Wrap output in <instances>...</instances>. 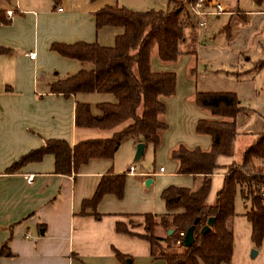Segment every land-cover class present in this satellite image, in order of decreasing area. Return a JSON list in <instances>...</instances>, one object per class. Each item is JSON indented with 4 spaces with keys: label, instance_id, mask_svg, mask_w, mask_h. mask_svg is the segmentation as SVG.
I'll use <instances>...</instances> for the list:
<instances>
[{
    "label": "crops",
    "instance_id": "1",
    "mask_svg": "<svg viewBox=\"0 0 264 264\" xmlns=\"http://www.w3.org/2000/svg\"><path fill=\"white\" fill-rule=\"evenodd\" d=\"M144 1L60 0L55 5L52 0H10L2 4L13 16L0 24V46L6 48L0 53V247L5 252L0 254V264H164L150 252L144 215L166 213L160 197L165 187L193 190L199 186L203 176L178 174L170 152L178 145L208 151L210 137L196 133L195 123L221 119L194 103L195 92L231 91L242 107L234 117L236 136L231 153L215 158L217 168L209 176L206 204L213 202L221 187L226 166L239 163L243 151L264 131V67H255L264 59V0L260 6L252 0L244 6L238 0H214L224 11L206 17L192 15L189 4L182 0L188 23L179 44L181 54L173 62H162L154 47L149 60L152 71L175 74L174 93L162 98L167 127L159 145L152 147L164 167L151 172L137 171L133 163L121 167L124 151L127 164L138 161L148 145L143 143L134 160L138 142L125 138L111 158H91L69 174L54 172L52 154L8 170L46 140L73 145L108 138L121 128L74 125L76 102L88 104L90 113L98 115V103L115 99L110 93L50 92V83L82 67L81 62L51 50L50 44L81 41L111 46L122 28H95L93 12L106 5L148 10ZM29 52L34 53L33 58L28 57ZM252 163L264 174V158H253ZM131 165L134 170L129 174ZM108 173L123 175L121 196L106 193L94 206L84 204ZM153 234L162 238L166 232L156 226Z\"/></svg>",
    "mask_w": 264,
    "mask_h": 264
},
{
    "label": "trees",
    "instance_id": "2",
    "mask_svg": "<svg viewBox=\"0 0 264 264\" xmlns=\"http://www.w3.org/2000/svg\"><path fill=\"white\" fill-rule=\"evenodd\" d=\"M56 5L60 0H52ZM92 1V0H90ZM194 0H186L187 3ZM257 6L263 0H252ZM0 0V24L8 20L4 16ZM174 5L170 7L171 5ZM189 9V8H188ZM190 12V11H189ZM188 10L181 2H168L165 9L133 11L122 6H103L93 12L95 28L104 25L119 26L122 33L114 38L111 46L98 43L74 42L72 44L51 43L50 49L59 55L81 62L75 73L49 84L53 93L64 95L76 93H110L115 101L96 105L98 115H92L89 105L75 103L74 125L82 128L111 130L108 138L87 139L69 145L63 140H46L37 149L21 156L11 168L28 161H38L45 154L54 158V172L69 174L91 158H111L118 144L125 138L159 145L161 133L167 125L162 118L165 110L163 97L174 93L175 74L171 71H152L150 53L155 47L157 58L162 62H173L181 54L179 44L183 39V28L188 22ZM6 48L0 46V53ZM255 67H264V59ZM194 103L207 109L221 119H199L195 132L210 137V148L187 149L178 145L170 152L177 162L176 172L182 175H202L199 186L193 190L165 187L160 197L166 213L145 214V238L150 243L152 255L160 256L164 264H228L231 257L233 235L230 221L235 215L233 201L238 192L243 204L249 202L244 217L250 225V239L257 246L264 234V174L253 165V158H264V131L243 151L239 163L226 166L221 187L211 204L205 198L209 190V176L217 168V155H229L236 136L234 117L242 110L234 92H200L193 97ZM123 175L105 174L98 182L92 197L84 204L94 206L106 193L120 197L123 190ZM212 222L208 223V219ZM193 225V241L184 248L175 244L177 233ZM208 226L201 232L203 226ZM160 226L171 234L157 237L153 229ZM162 243V244H160ZM4 246L0 254H4ZM117 254L120 259L124 256ZM128 263L129 261L126 260Z\"/></svg>",
    "mask_w": 264,
    "mask_h": 264
},
{
    "label": "rangeland",
    "instance_id": "3",
    "mask_svg": "<svg viewBox=\"0 0 264 264\" xmlns=\"http://www.w3.org/2000/svg\"><path fill=\"white\" fill-rule=\"evenodd\" d=\"M168 1L169 0H145L143 5L147 9H165ZM177 2L182 3V0H178ZM232 2L236 3V0H232ZM238 2L240 6H244L251 1L238 0ZM172 6L174 5L172 4L170 7ZM152 50H154V48ZM120 148L122 147L120 146ZM120 160L121 167H127L128 164L133 163L137 171L144 170L151 172L156 170L158 166L164 167L162 162H159L157 159L155 153H153V148L150 144L146 146L138 161L130 160L125 164L126 151H124ZM248 208L249 202L245 201V204H243L238 192H236L233 201V210L235 213L232 225L233 245L229 264H264V234L260 244L255 246L250 239V225L243 215ZM251 251H255L254 256H250Z\"/></svg>",
    "mask_w": 264,
    "mask_h": 264
},
{
    "label": "built area",
    "instance_id": "4",
    "mask_svg": "<svg viewBox=\"0 0 264 264\" xmlns=\"http://www.w3.org/2000/svg\"><path fill=\"white\" fill-rule=\"evenodd\" d=\"M188 4H189L188 5L189 11L191 12L192 15L196 17H206L207 15H215L224 11V8L222 7L221 3L214 0H194L193 2H190ZM57 10H60V8H58ZM12 16H13L12 10L5 11L6 19H11ZM28 57L33 58L34 53L29 52ZM133 170H134L133 165L128 167L129 174H131ZM161 170L162 168H159V171ZM27 180H31V176H28ZM260 190L264 194V186L261 187ZM183 235H184V231H179L177 233L175 244H181Z\"/></svg>",
    "mask_w": 264,
    "mask_h": 264
},
{
    "label": "water",
    "instance_id": "5",
    "mask_svg": "<svg viewBox=\"0 0 264 264\" xmlns=\"http://www.w3.org/2000/svg\"><path fill=\"white\" fill-rule=\"evenodd\" d=\"M143 142H138L135 145V151H134V160H137L143 150ZM212 222V218L208 219V223ZM208 226H203L201 228V232H205L207 230ZM192 229H193V225H190L184 232L183 238L181 240V245L186 248L188 246L191 245L192 241H193V235H192ZM172 230H167L166 234H171ZM255 255V251H251L250 256H254Z\"/></svg>",
    "mask_w": 264,
    "mask_h": 264
}]
</instances>
